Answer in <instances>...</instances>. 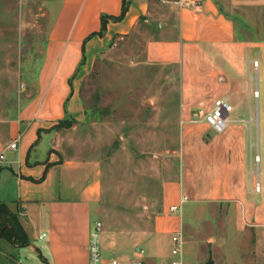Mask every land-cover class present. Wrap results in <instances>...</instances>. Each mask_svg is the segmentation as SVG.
<instances>
[{
    "label": "crops",
    "instance_id": "obj_1",
    "mask_svg": "<svg viewBox=\"0 0 264 264\" xmlns=\"http://www.w3.org/2000/svg\"><path fill=\"white\" fill-rule=\"evenodd\" d=\"M37 1L50 12L37 73L28 92L15 96L14 105L0 118V151L18 139L16 149L5 151L0 167V202L18 216L28 241L1 237L0 264H23L24 255L33 264H41L39 258L45 264H91L89 244L103 166L97 157L69 154L59 147L64 130L72 126L61 122L84 114L76 88L83 64L114 36L134 32L141 21L154 30L146 43V61L179 62L202 52L207 90L228 99L232 110H240L247 100L248 110L234 116L231 110L229 131L231 123L239 124L227 142L218 141L222 135L217 133L223 132L213 129L211 140L190 146L189 167L163 180L152 229L139 235L136 253L120 258L168 262L173 233L182 230L184 235V217L177 211L189 195L195 228L210 221L218 229L223 221L226 232L218 233L226 238L220 242L225 258L228 238L233 237L246 249L232 264H264V0ZM3 15L0 11L1 20ZM173 205L179 209L173 211ZM183 261L191 262L185 260V235Z\"/></svg>",
    "mask_w": 264,
    "mask_h": 264
},
{
    "label": "rangeland",
    "instance_id": "obj_2",
    "mask_svg": "<svg viewBox=\"0 0 264 264\" xmlns=\"http://www.w3.org/2000/svg\"><path fill=\"white\" fill-rule=\"evenodd\" d=\"M37 2L0 0L5 14L0 19V118L14 105L15 96L28 92L37 73L50 13L48 6ZM153 33L141 21L134 32L114 36L90 63L85 62L76 78L84 114L61 122L72 125L64 130L61 149L102 162L103 189L94 206L92 228L97 227L107 257L136 253L139 235L152 229L161 207L163 180L189 167L190 146H202L216 134L206 114L219 96L205 85L203 53L179 62L150 63L146 43ZM252 73L254 90L257 78ZM243 103L231 116L248 110L247 100ZM253 103L256 109V98ZM237 124L217 133L222 135L218 141L227 142ZM191 203L188 195L177 211L185 222V260L209 264L212 258L210 264H232L240 258L246 247L237 245L233 237L228 238L225 258L220 242L226 238L219 235L225 231L223 221L218 229L210 221H201L195 228V212L188 209ZM36 244L46 252L43 242ZM22 262L33 264L25 255Z\"/></svg>",
    "mask_w": 264,
    "mask_h": 264
},
{
    "label": "built area",
    "instance_id": "obj_3",
    "mask_svg": "<svg viewBox=\"0 0 264 264\" xmlns=\"http://www.w3.org/2000/svg\"><path fill=\"white\" fill-rule=\"evenodd\" d=\"M185 3L192 4L193 0H184ZM258 61H254V66L257 67ZM258 95V91L255 92ZM233 106L226 98H218L215 100L213 107L206 114V121L211 125L217 132H224L229 124V114ZM18 147V139L13 140L5 148L0 151V167L5 160V151L7 149H16ZM259 159V155L256 156ZM259 183L256 184V189H259ZM187 196L183 197L186 200ZM173 211L179 209V205H173L171 207ZM95 227L91 241L89 244L90 260L91 264H184L183 261V248H184V235L182 230H177L172 235V258L168 262H157L154 260H148L143 257L132 258L124 260L117 256L104 257L102 254L101 246V235L97 232Z\"/></svg>",
    "mask_w": 264,
    "mask_h": 264
},
{
    "label": "trees",
    "instance_id": "obj_4",
    "mask_svg": "<svg viewBox=\"0 0 264 264\" xmlns=\"http://www.w3.org/2000/svg\"><path fill=\"white\" fill-rule=\"evenodd\" d=\"M106 21L100 33L105 29ZM7 237L16 242L27 243V236L25 230L19 221L18 216L12 212L9 206L0 202V238Z\"/></svg>",
    "mask_w": 264,
    "mask_h": 264
},
{
    "label": "water",
    "instance_id": "obj_5",
    "mask_svg": "<svg viewBox=\"0 0 264 264\" xmlns=\"http://www.w3.org/2000/svg\"><path fill=\"white\" fill-rule=\"evenodd\" d=\"M138 250H141V247L139 246Z\"/></svg>",
    "mask_w": 264,
    "mask_h": 264
}]
</instances>
